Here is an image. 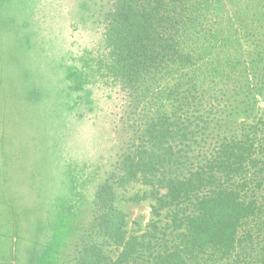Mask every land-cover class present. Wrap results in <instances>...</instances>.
I'll list each match as a JSON object with an SVG mask.
<instances>
[{"label":"trees","instance_id":"trees-1","mask_svg":"<svg viewBox=\"0 0 264 264\" xmlns=\"http://www.w3.org/2000/svg\"><path fill=\"white\" fill-rule=\"evenodd\" d=\"M194 9L195 0H105L102 49L80 70L119 96L120 146L91 203L102 242L81 244L74 264H264V111L222 126L232 99L251 90L186 51ZM129 183L154 201L137 235L115 205Z\"/></svg>","mask_w":264,"mask_h":264},{"label":"rangeland","instance_id":"rangeland-1","mask_svg":"<svg viewBox=\"0 0 264 264\" xmlns=\"http://www.w3.org/2000/svg\"><path fill=\"white\" fill-rule=\"evenodd\" d=\"M104 4L0 0L1 247L9 258L6 234L19 224L28 241L21 264H74L81 244L102 242L91 236V203L116 160L122 109L114 90L82 78L80 69L102 49ZM193 13L186 51L202 69L251 90L232 99L235 113L222 126L256 121L264 111V0H195ZM147 191L140 183L115 189L129 234H141L152 219L154 201L140 199Z\"/></svg>","mask_w":264,"mask_h":264},{"label":"crops","instance_id":"crops-1","mask_svg":"<svg viewBox=\"0 0 264 264\" xmlns=\"http://www.w3.org/2000/svg\"><path fill=\"white\" fill-rule=\"evenodd\" d=\"M3 223H5V218L0 215V226ZM35 230H36V222H34L30 228V232H31L30 237L32 244H33V238L36 235ZM4 235L5 234L0 229V264H5L7 262L11 264H21V253L25 245L28 243V241L24 237H21V229L19 224L12 223L11 233L6 234V236H8L7 238L10 240L9 243H10L11 255L9 256V258H6L5 255L3 256V251L1 247V239L4 237Z\"/></svg>","mask_w":264,"mask_h":264}]
</instances>
